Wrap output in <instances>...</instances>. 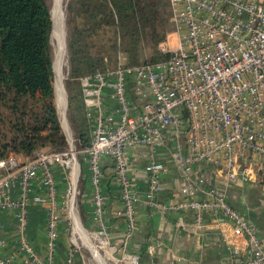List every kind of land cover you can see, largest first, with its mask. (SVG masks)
<instances>
[{
	"label": "built area",
	"instance_id": "2783aa9c",
	"mask_svg": "<svg viewBox=\"0 0 264 264\" xmlns=\"http://www.w3.org/2000/svg\"><path fill=\"white\" fill-rule=\"evenodd\" d=\"M169 4L175 38L159 45L165 58L134 65L119 61L114 68L80 77L91 123L88 145L78 148L68 131L65 150L39 149L24 159L0 158V210L12 212L16 220L11 240L16 251L5 254L8 241L0 237V264H14L17 257L21 264H54L65 220L73 242L66 248L64 264H74L79 248L75 238L85 245L75 232L74 216L92 241L103 240L111 261L138 264V256L129 254L127 246L141 202L157 213L192 209L197 222L202 211L211 219L226 218L234 237L228 242L229 262L264 264V240L226 196L239 181L264 180V0ZM137 151L147 156L143 189L136 186L130 170L129 155ZM162 154L179 170V198L174 203L160 200L167 173ZM83 166L92 193L90 231L79 212ZM206 170L218 174L219 184L208 182ZM61 171L66 182L62 199L57 177ZM108 172L125 220L116 245L109 241L105 221ZM205 182V197L199 199L198 186ZM32 204L43 206L45 212L44 260L27 235Z\"/></svg>",
	"mask_w": 264,
	"mask_h": 264
},
{
	"label": "trees",
	"instance_id": "16d2710c",
	"mask_svg": "<svg viewBox=\"0 0 264 264\" xmlns=\"http://www.w3.org/2000/svg\"><path fill=\"white\" fill-rule=\"evenodd\" d=\"M166 6V0L66 1V117L78 148L91 139L80 77L114 68L120 53L126 57L124 64H139L144 40L155 49L149 62L165 58L159 45L166 25L172 23ZM51 26L46 0H0V158H27L44 147L54 151L68 148L54 103ZM86 185L83 166L78 180L82 220ZM39 220L31 218L28 227ZM58 247L61 253L60 244ZM74 264L81 261L75 258Z\"/></svg>",
	"mask_w": 264,
	"mask_h": 264
},
{
	"label": "crops",
	"instance_id": "0c3cea01",
	"mask_svg": "<svg viewBox=\"0 0 264 264\" xmlns=\"http://www.w3.org/2000/svg\"><path fill=\"white\" fill-rule=\"evenodd\" d=\"M165 163L167 173L162 177L164 188L160 194V200L166 203H174L179 198L178 180L179 170L167 154L160 156ZM19 158V157H18ZM24 159V158H20ZM132 178L139 189L145 185L144 163L147 156L140 151L129 155ZM109 171V168H106ZM207 171V180L219 184V176L213 170ZM63 175L57 173L59 191L62 190ZM106 190L110 192L109 206L105 210V221L108 225L110 243L120 244L121 235L125 230V220L122 215V203L114 196L117 186L110 174L105 176ZM207 183L198 186L195 197H205ZM228 201L235 206L256 226L260 236L264 240V180L258 178L256 182L246 183L239 181L236 185L226 190ZM81 204L85 213L84 225L88 230H93L94 224L88 211L92 208V193L88 187L82 194ZM65 213L64 210H61ZM202 213L201 222L195 219V211L192 209L157 213L152 211L145 203L141 202L136 209V228L128 242L129 254L138 256V264H231L229 262V243L234 239L230 223L226 218L218 216L215 219L206 212ZM66 218V213H65ZM41 217V218H40ZM39 218L37 225L32 223L27 229V235L35 250L43 258L46 253L45 212L38 204L30 207V219ZM0 237H5L8 246L5 254H13L16 249L11 243L14 236L16 220L12 212L0 210ZM65 222L60 226L59 242L63 251L58 247L54 264H64L66 248L69 245L65 240ZM120 255V253H119ZM77 255L75 256V258ZM22 260L16 258L14 264H21ZM82 264V262H81Z\"/></svg>",
	"mask_w": 264,
	"mask_h": 264
},
{
	"label": "rangeland",
	"instance_id": "374dc122",
	"mask_svg": "<svg viewBox=\"0 0 264 264\" xmlns=\"http://www.w3.org/2000/svg\"><path fill=\"white\" fill-rule=\"evenodd\" d=\"M46 1H47L48 5H49L50 14H51V8H52V2H53V0H46ZM66 1L67 0H63V10H64V22L63 23H65ZM166 1H167V6H166L167 7V10H169V12H170L171 8H170L169 0H166ZM166 27H167V31L165 33V38H164V40L162 42H165L169 37L171 39L175 38V34H172V32L174 31L173 30L174 27H173L171 21H169V24H167ZM65 31H66V29H65ZM50 37H51V32H50ZM50 45H51V49H52V63H53V58H54V55H53V53H54V49H53L54 48V43L51 41V38H50ZM154 52H155V49L152 46V43H150V41H148V40L147 41L144 40L143 43H142V45H141L140 51H139V57H140L139 63L140 62H144V61H150L151 57H153L154 54H155ZM157 59H159V58H157ZM119 61H121L122 63L126 62V57L124 56L123 53L122 54L120 53V55H119ZM66 67H67V60H66V48H65V58H64V65H63V75H62V83H63V87H64V91L65 92H66V90H65V86H64V80H65V78L67 76ZM53 74H54V70H53ZM54 80H55V74L53 75V88H54ZM54 103H55V107H56L57 114L59 116V120H60V124H61V129H62L64 135L66 137H68V131L70 132L69 124H68L67 119H66V127L63 126L62 123H61L62 116L60 114V110H59L60 108H58L59 106L57 105V100H56L55 92H54ZM67 144H68V140H67ZM42 149L52 150L49 147H44ZM17 157H19V158H25L24 156H21V155H18ZM65 186H66V182H63V185L61 186L62 190L59 192L60 199L63 198V196H62L63 194L62 193L64 192ZM64 215H65V213H62V217L63 218H65ZM83 221L85 222L84 219H83ZM83 221L81 220L82 224L84 225ZM65 223H66V225L68 224L66 220H65ZM88 231H90V230H88ZM75 232H76V230H75ZM75 239H76L75 241H76L77 245L79 246V248L76 249V253H77V257L76 258H78L82 262V264H83V257L85 256V261H86L85 264H98L95 256L92 254V252L90 251V249H88V247H85V245H82L80 243V240L77 239V237ZM65 240H66V242L68 244L69 243L72 244V242H73L71 240V235H70L69 227L66 228ZM91 242L95 246V248L99 252V254L104 257V260L107 262V264H121L120 261H117V263H116V261H111V259H110L111 256H110L109 252L107 251V249L105 247L103 248L104 244H103V241L101 239H98V240L93 239V241L91 240ZM100 246H102V247H100ZM114 256L119 257L120 255H119V253H116Z\"/></svg>",
	"mask_w": 264,
	"mask_h": 264
},
{
	"label": "bare ground",
	"instance_id": "6f19581e",
	"mask_svg": "<svg viewBox=\"0 0 264 264\" xmlns=\"http://www.w3.org/2000/svg\"><path fill=\"white\" fill-rule=\"evenodd\" d=\"M52 18V31H51V41L54 43V58H53V70L55 74L54 80V90L57 100V105L60 108V114L63 117L65 109V92L62 83L63 75V65L65 58V47H64V10H63V0H53L51 14ZM66 122L64 121V126ZM75 230L79 235L80 239L85 243V246L90 249L92 254L95 256L98 264H107L104 257L99 254L95 246L92 244L88 234L82 228L77 217L74 216ZM103 241V240H102ZM104 244V242H103Z\"/></svg>",
	"mask_w": 264,
	"mask_h": 264
},
{
	"label": "water",
	"instance_id": "95a60500",
	"mask_svg": "<svg viewBox=\"0 0 264 264\" xmlns=\"http://www.w3.org/2000/svg\"><path fill=\"white\" fill-rule=\"evenodd\" d=\"M51 21H52V19H51ZM51 29H52V26H51ZM64 47H65V23H64ZM53 64V63H52ZM54 89V88H53ZM54 92H55V90H54ZM65 92V91H64ZM66 111H67V94H66V92H65V109H64V115H63V121L61 122L62 123V125L64 124L63 122L65 121L66 122V119H67V117H66ZM64 126V125H63Z\"/></svg>",
	"mask_w": 264,
	"mask_h": 264
}]
</instances>
